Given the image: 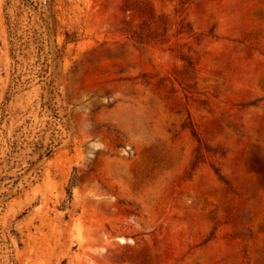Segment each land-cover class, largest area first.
<instances>
[{"label": "rangeland", "instance_id": "374dc122", "mask_svg": "<svg viewBox=\"0 0 264 264\" xmlns=\"http://www.w3.org/2000/svg\"><path fill=\"white\" fill-rule=\"evenodd\" d=\"M0 264H264V0H0Z\"/></svg>", "mask_w": 264, "mask_h": 264}]
</instances>
